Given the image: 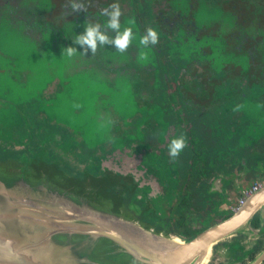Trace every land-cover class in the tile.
I'll return each mask as SVG.
<instances>
[{"label":"flooded vegetation","instance_id":"obj_1","mask_svg":"<svg viewBox=\"0 0 264 264\" xmlns=\"http://www.w3.org/2000/svg\"><path fill=\"white\" fill-rule=\"evenodd\" d=\"M41 1L23 0L25 8L11 7L23 8L30 22L39 11L46 12L41 5L47 3ZM71 2L65 0L62 6L59 2L62 12L56 19L58 30L71 36L79 52L71 59L84 56L81 62L64 65V49L53 39L45 41L52 43L46 50L54 49L59 54L61 66L39 61L43 65H34L39 68L24 65L14 69L12 60L5 63L0 53V157L47 165L57 171L69 169L71 180L93 184L110 195L117 191L120 196L115 198L129 213L183 240L233 215L249 197L237 204L242 189L264 175L263 169L253 166L258 159L251 152L256 126L264 119V107L255 100L254 78L238 75L241 64L249 67L255 62L254 47L239 42L240 35L249 34L254 26L250 15L247 22L251 26H246L238 19L241 7L226 8L221 1L211 4L210 10L208 6L195 8L191 3L175 6L176 0H76L84 5L78 12H72ZM113 3L121 12L119 31L132 28L133 40L127 49L120 52L112 44L98 43L96 54L77 44L76 36L83 33L87 23L100 24V30L110 38L117 35L118 30L106 28L107 17L103 15ZM142 4L147 8V19L173 6L167 25L154 27L159 39L156 45H149L150 49L139 45V38L149 28L142 14L145 10L139 7ZM158 4L159 8L155 6ZM6 7L3 3L0 11L7 27ZM65 14L74 15L65 18ZM17 16L18 12L11 14L12 18ZM4 32L0 28V36ZM244 54L251 55L252 62L241 61ZM228 72L231 83L222 88ZM23 74L29 78L25 82L21 80ZM55 82L53 91L46 94L45 89ZM91 91L93 110L82 101ZM193 118L197 119L192 128L198 145L207 154L197 175L187 171L196 154L190 139ZM181 133L186 137V147L172 159L167 144ZM116 149L126 169L119 172V179L111 178L112 170L106 163ZM230 160L237 165L225 171L221 164ZM130 172L138 174L137 178ZM182 176L193 177L191 188L184 190ZM187 192H191L189 197ZM187 198L198 207L160 206V200L162 204L175 200L180 204ZM256 214L260 215L258 225L254 223ZM227 237L213 245L208 264H254L264 251V247L256 251L257 244L264 240V206ZM248 240L249 249H242ZM257 264H264V258Z\"/></svg>","mask_w":264,"mask_h":264},{"label":"water","instance_id":"obj_2","mask_svg":"<svg viewBox=\"0 0 264 264\" xmlns=\"http://www.w3.org/2000/svg\"><path fill=\"white\" fill-rule=\"evenodd\" d=\"M0 158V264H205L213 245L264 206V188L230 217L183 240L101 190ZM264 258V251L254 264Z\"/></svg>","mask_w":264,"mask_h":264},{"label":"rangeland","instance_id":"obj_3","mask_svg":"<svg viewBox=\"0 0 264 264\" xmlns=\"http://www.w3.org/2000/svg\"><path fill=\"white\" fill-rule=\"evenodd\" d=\"M22 1L23 0H0V6H3V3L7 5L6 11H7V15H8V23H7V27H6L4 25V20H1V14L3 16H4V14L0 11V23H1L0 28L5 31L3 33L4 35L0 36V53L2 56H4V62L10 63L12 60L13 65H15L14 69H21L22 66H24V65L32 66L33 69L39 68L37 66H34L35 64L43 65V63H40L39 61H45L49 64L56 63L60 66L63 64L64 65L73 64L72 62H74V60H76L77 62H81L83 60L84 56H79L77 58H74V60L64 58V63L60 64V62H62V60H61V58H60V60H58L59 54L56 53L54 51V49L46 50V49H49L47 46H50L52 43H46L45 41H48L51 39H53L55 41V44L59 45L62 49L67 48L68 47L67 44H69V46L74 47L72 45V41L70 39L71 36H67L66 34L61 33L58 30V28H59L58 22L59 21L56 18L59 17V15H61V12H62V10H61L62 7L59 6V2H61V6H62V4L65 0H63V1H61V0L60 1L59 0H42L41 2L46 1V3H47V5H44V4L41 5V6H43L42 8L46 9V12L45 11L44 12L39 11V13L35 14V15L38 16L37 18H39L40 15L43 14L41 17L42 19L39 20L36 18V19H32L30 22H29V16H27L26 13L24 12L23 8H25V6H24V4L22 5V3H23ZM244 1L254 2L258 5L260 4L262 6V8H264V0H244ZM28 2H36L37 3V0H35V1L34 0H28ZM180 2H181L180 0H176L175 6H176V4L179 5ZM25 3H26V1H25ZM52 3H54V6H52ZM11 4L19 5V6H22L23 8L22 9L19 8L20 9V11H19L18 8L13 9L11 7ZM204 4H206L208 6V8H210V10H213V6L210 3H208V2L206 3L204 1ZM223 4H224V6H227L226 8L230 7V5L234 6V4H229V5L227 3H223ZM245 5H247V4L243 3V7H241L240 10H237V15L239 16V18H241V16L243 15V12H245ZM155 6L157 8H159L161 6V4H158ZM53 7H55V10H53ZM204 7L205 6H202L201 8H204ZM49 10H51V11H49ZM57 10H59V11L61 10V11L58 13V15L53 16V13L56 12ZM17 12H18V16L15 18H12L11 14H14ZM48 12H52V13L48 14ZM73 15L74 14H70V15L65 14V18L71 17ZM254 28H255V26H254ZM247 32L248 33H254L255 29L249 30ZM29 39H32L34 41L30 42ZM39 44L46 46V47H41V46H39ZM197 45H199V43H197ZM212 52H214V51H212ZM95 53L98 54L99 51L96 50ZM225 62H226V60L223 61V63H225ZM232 62L233 61H229V63H232ZM32 68H31V70H32ZM31 75L33 76V74H31ZM28 79H27V75H24V74L21 75L22 82H25ZM56 82H57V80H56ZM56 82L53 84L50 83L44 92L46 94L52 92ZM91 93H92V91L90 92L89 95H87L85 98H83L82 101L87 102L88 107H86V108L90 109L92 107L90 110H93L94 105L92 104V101H91ZM17 101L21 102V100H17ZM28 101H29V99H26V103H28ZM23 102H25V101L23 100ZM50 103H55V102L53 101ZM255 106H256L257 110L260 109L258 105H255ZM254 137L256 140L264 139V119L259 124H257ZM131 154L129 153L126 155L130 156ZM120 157H121L120 156V150L116 149L112 153V156L110 157V161L106 162L107 166H109L110 170H112V172H111L112 178L117 177L119 179V172H123L125 169V165H123L125 163V161L123 159H121L122 160L121 161ZM132 162H134V161H132ZM128 166L132 170L134 169V166L132 164H129ZM129 168H128V170L130 171L131 169H129ZM50 170H55V169L50 167ZM55 171H57V170H55ZM57 172H59L58 174H60L64 179H66L70 183L72 182L75 185L76 184L82 185L84 187L83 191H85V192H91V190H93V191L99 190L97 188H94L93 184H84V183L81 184V183H77L76 181L71 180L70 179L71 174H69L65 170H60V171L58 170ZM116 172H117V174H116ZM130 173H133V172H130ZM133 175H134V177L136 176V178H137L138 174L133 173ZM262 177L264 178V175L261 177H258L257 180H259V178L261 179ZM155 186L157 187V188L155 187L156 189H159L158 185H155ZM115 194H116V198H119L120 193H117V191H115L114 195ZM116 202L119 203L118 200H116ZM238 203H239V201H238ZM231 238H233V237L231 236V237H227L225 239L229 240ZM243 245H244V247L242 249H245V250L249 249L250 240H248V243L245 242ZM211 257H212V254L209 255V258L207 260L210 261ZM228 260L229 259L227 258V261ZM209 261L205 262V264H208Z\"/></svg>","mask_w":264,"mask_h":264},{"label":"trees","instance_id":"obj_4","mask_svg":"<svg viewBox=\"0 0 264 264\" xmlns=\"http://www.w3.org/2000/svg\"><path fill=\"white\" fill-rule=\"evenodd\" d=\"M204 1L206 3L208 2L210 4H214V3H217L218 1H221L222 3H227L228 5L232 4L234 2L233 3L234 6L230 5V9H233V10H236V7H235L236 5H239V7H243V3L247 4V5H245V7H246L245 12H243V15L241 16V18H238V19H239L240 23L244 22V24L246 26H251L250 23L247 22V18L250 15L251 19H253V21H254V26H255V28H254V26H252V28H250V30L255 29V32L249 33V34H247L245 32L246 36L240 35V41L239 42H240V44H246V45L250 44L254 47L253 48V49H255V59L254 60L256 63L254 61L252 62V59H251L252 58L251 55H253V53H251V55H249V56L247 54L242 55L240 57L241 61H244V59H245V61H250L252 63L250 64L249 67L246 64L244 66L241 64L240 68L238 69L239 70L238 75L242 78L243 77L244 78H254L255 93H256L255 100H256L257 104L263 108L264 107V10H263L264 8H262V6L260 4L258 5L254 2H249V1L246 2L244 0H182L179 3V6H183V5H187L188 3H191L192 5L195 6V8L201 9L202 6L207 7V5L204 4ZM139 7H141L142 9L145 10L144 12H142V14L144 16H146V19H147V8L143 4L140 5ZM172 7H171V10H169V11H163V13L157 14L156 16H153V17L147 19L146 22L149 25L148 27L154 28L157 25L159 27L166 26L167 21H168L167 17L169 16L171 18L173 16L172 15L173 14ZM245 38H248V40L244 41L243 39H245ZM244 49H245L244 47L241 48L240 52L243 51ZM228 73L226 74V79L224 80L225 82L223 83L222 88H225L227 85L229 86L231 83V79H229L230 73L229 74ZM214 115H215V113L213 112L211 116H214ZM195 116H196V114H194V117ZM221 116H218V117H221ZM196 118H193V120L190 121V124H192L191 128L193 127V125H196V120H197ZM214 118H216V117H214ZM214 118H212V119H214ZM223 119L226 120L225 117H223ZM228 121H230V120H228ZM52 126L55 128L54 125H52ZM190 130H191V134H190L191 138L190 139H191V143L193 144V150L196 152V154H195V158L193 159V161L190 164L189 169L187 171L192 172L193 175L194 174L197 175V174H199V171L201 170L200 169L201 164H203V161H205L207 154H206L205 148L198 145L199 138H198L197 134L194 133L195 132L194 128H192ZM208 133H210V132H208ZM251 152L254 153L255 158L258 159V162L255 161L253 163V166L258 167V169H260L261 171L263 169V171H262V173H263L264 172V139L256 140L255 143L253 144V150H251ZM57 155L58 154H54L52 156L56 157ZM2 159H8V158H2ZM12 159H15V158H12ZM16 160H18L22 163H25V164L32 165V166L37 165V164L33 165L32 162H24V161H21L19 159H16ZM198 161H202V163H198ZM232 163L234 165H231ZM178 165H180L183 168V164L179 163ZM236 165H237L236 161L230 160V161H226L225 163H222L221 168L224 167L223 169L225 171L226 170H233L234 166H236ZM39 166L46 167V168L50 169V167H48L47 165H39ZM181 170H183V169H181ZM173 171L177 172L178 170L173 169ZM182 178H184L186 181V184L183 185L184 190L191 188V186L193 184V181L191 182V179L193 177L192 176H189V177L188 176H182ZM77 183H79V182H77ZM245 188H247V187H245ZM103 192L107 193L104 190H103ZM114 193H115V191H114ZM190 193H188V192L186 193V195H188L187 197L190 196ZM107 194L110 195V193H107ZM241 195H242V193L240 192V196ZM110 196L114 197L115 195L111 194ZM208 199H210V197ZM115 200H117V199L115 198ZM175 202H176V200L171 201V202L167 201L164 204H162V202L160 200V204H161L160 206L161 207H171V206L172 207H198L197 205L194 206L192 204V201L190 198H187L185 201L180 202V204H179V202H176V203ZM119 203L122 204L121 202H119ZM207 207L211 208L213 206L211 204H208ZM204 217H205V214H204ZM139 219L146 221L142 218H139ZM254 219H255L254 223L256 225H258V223H260V215L256 214ZM146 222H148V221H146ZM148 223H150V222H148ZM151 225L153 226V224H151ZM194 234H195V232L192 233V236ZM190 238H192V237H190ZM263 247H264V240H261L256 246V251H260L261 249H263Z\"/></svg>","mask_w":264,"mask_h":264},{"label":"clouds","instance_id":"obj_5","mask_svg":"<svg viewBox=\"0 0 264 264\" xmlns=\"http://www.w3.org/2000/svg\"><path fill=\"white\" fill-rule=\"evenodd\" d=\"M84 7L83 3H77L76 0L71 2L72 12H78ZM109 9H111L109 11ZM103 15L107 17L106 28L118 30L117 35L114 38H110L105 32L100 30V24L87 23L84 27V31L76 36V43L80 46H87L93 53L96 52L98 43L100 46L106 44H112L115 48L123 52L133 40L132 28L124 27L122 31L120 24V8L117 3L109 5L108 8L103 10ZM159 34L154 28H148L146 34L139 38V45L145 49H150L149 45H156L158 43ZM78 52L77 48L69 46L62 52V56L66 59L73 58ZM187 144L186 137L181 133L173 137L167 144L168 155L175 159L185 149Z\"/></svg>","mask_w":264,"mask_h":264},{"label":"built area","instance_id":"obj_6","mask_svg":"<svg viewBox=\"0 0 264 264\" xmlns=\"http://www.w3.org/2000/svg\"><path fill=\"white\" fill-rule=\"evenodd\" d=\"M261 188H264V178H261V179L255 181L251 186L242 189V191H241L242 195L240 197L238 204L239 205L242 204L244 199H246V197L250 196L253 192H255Z\"/></svg>","mask_w":264,"mask_h":264},{"label":"bare ground","instance_id":"obj_7","mask_svg":"<svg viewBox=\"0 0 264 264\" xmlns=\"http://www.w3.org/2000/svg\"><path fill=\"white\" fill-rule=\"evenodd\" d=\"M73 163H74V162H73ZM67 167H68V165H67ZM73 167H75V166H73ZM65 170H66V169H65ZM68 170H69V169H67V172H68ZM70 171H71V168H70ZM68 173H69V172H68ZM69 174H70V173H69ZM71 174H72V173H71Z\"/></svg>","mask_w":264,"mask_h":264}]
</instances>
